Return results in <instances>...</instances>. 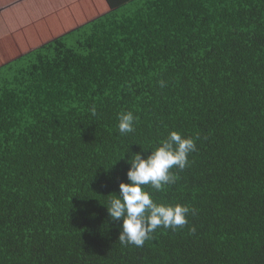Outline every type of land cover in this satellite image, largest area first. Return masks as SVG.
<instances>
[{"label":"trees","instance_id":"16d2710c","mask_svg":"<svg viewBox=\"0 0 264 264\" xmlns=\"http://www.w3.org/2000/svg\"><path fill=\"white\" fill-rule=\"evenodd\" d=\"M46 3L0 36V264H264V0ZM170 131L196 151L149 191L188 223L122 245L105 206Z\"/></svg>","mask_w":264,"mask_h":264},{"label":"clouds","instance_id":"9594fccd","mask_svg":"<svg viewBox=\"0 0 264 264\" xmlns=\"http://www.w3.org/2000/svg\"><path fill=\"white\" fill-rule=\"evenodd\" d=\"M160 84L164 86L163 81ZM92 114H96L94 107ZM117 120L121 135L135 131L137 118L133 112H120ZM194 151L196 141L193 137L170 131L149 154L144 155L146 150L141 148L140 152L129 156L127 182H121L119 193H114L104 205L111 221H122L118 238L122 245L142 247L158 228L175 231L188 223L187 216L192 210L187 205L157 202L149 188L160 191L176 183L178 176L173 169L184 170L189 154ZM190 231L195 232V227Z\"/></svg>","mask_w":264,"mask_h":264},{"label":"crops","instance_id":"0c3cea01","mask_svg":"<svg viewBox=\"0 0 264 264\" xmlns=\"http://www.w3.org/2000/svg\"><path fill=\"white\" fill-rule=\"evenodd\" d=\"M46 1L47 0H0V36L2 35L3 37L5 34H13L47 17L50 14L51 8L47 6ZM25 48L27 47L20 48V50H25Z\"/></svg>","mask_w":264,"mask_h":264}]
</instances>
